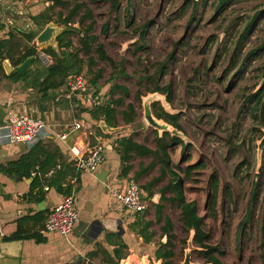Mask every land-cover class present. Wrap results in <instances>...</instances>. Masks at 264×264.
Returning a JSON list of instances; mask_svg holds the SVG:
<instances>
[{
    "label": "rangeland",
    "instance_id": "1",
    "mask_svg": "<svg viewBox=\"0 0 264 264\" xmlns=\"http://www.w3.org/2000/svg\"><path fill=\"white\" fill-rule=\"evenodd\" d=\"M83 2L94 15V34L108 55L123 66L117 72L107 63L94 68L103 69L99 82L105 89L101 93L103 103L112 96H122L110 94L111 87L117 84L129 90L125 105L135 104L137 109L135 123L128 127L121 123V132H134L140 142L155 150L156 139L163 136V131L148 125L144 101H155L156 111L163 108L171 115H179L182 130L177 133L170 128L166 142L170 144L176 136L181 139L182 144L169 149L172 163L183 170L193 167L190 175L180 172L187 201L198 204L205 231L211 235V244L223 253L220 259L224 264H262L264 147L260 154L259 143L264 138V119L256 101L248 102V98L264 89V0H230L222 9L221 0ZM115 3L117 8L113 7ZM60 12L63 10L58 8L52 14L54 25ZM130 17L133 23L127 28ZM144 26L145 39L141 42L135 31ZM73 41L79 47L78 34ZM33 46L37 48L36 39L29 45ZM142 46L143 51L139 50ZM161 65L165 69L160 78L149 81ZM42 66L39 61L34 69ZM83 74L88 81L92 79L86 69ZM167 85L172 86V103L160 93L156 94L162 100H153L155 88ZM138 93L141 102L136 100ZM141 159L144 165L153 161L152 157ZM133 165L140 166V161L136 159ZM159 169L155 166L142 183L136 179L135 183L145 186L159 176ZM169 180L168 175L155 190L168 185ZM213 200L215 211L211 209ZM165 205V215L172 219L176 235L174 264H185L188 254L191 264H205L193 243L194 233L182 230L181 211ZM147 209L149 213L152 207ZM160 228L155 227L159 235Z\"/></svg>",
    "mask_w": 264,
    "mask_h": 264
},
{
    "label": "crops",
    "instance_id": "2",
    "mask_svg": "<svg viewBox=\"0 0 264 264\" xmlns=\"http://www.w3.org/2000/svg\"><path fill=\"white\" fill-rule=\"evenodd\" d=\"M47 7L49 3L43 0H1L0 41L11 40L12 44H20L19 51L22 52L30 45L25 36L39 35L46 27L35 23L33 17L42 14ZM36 30L39 32L35 33ZM18 56L15 55V58ZM5 63H11L6 60L3 64L7 74ZM30 70H35L34 65ZM1 108L4 112L0 116V125L8 120L10 110L18 115L41 119L47 124L48 136L40 141L50 151L58 153L63 169L60 170L59 166L51 168L44 179L50 182L54 170L59 169L62 174L61 187L72 188L71 195L74 196L80 222L68 237L45 232L49 213L66 195L54 187H46L48 190L44 188L45 200L39 201L37 191L33 192L32 197L28 195L34 178L20 180L0 172V264H163V260L155 257L159 244L167 242L164 241L165 237L161 238V228V235L155 229L163 224H155L151 228L156 235L150 244H146L138 233V217L155 221V205L159 204L161 195L154 189V197L146 201L148 207L151 206L154 210H149V213L146 212L148 209L142 213H134L111 193L116 189L125 191L130 184L135 183L136 175L149 166L143 164V159L135 157L130 163V173L123 174L125 165L122 163L118 141L133 136L136 143L144 145L137 134L121 132V125L114 133L99 131L103 120H92L84 112L86 106L81 100L70 97L66 85L51 92L48 97H43L26 82L12 83L0 77ZM75 123H81L82 130L72 131ZM64 133L68 135L66 142L58 138V135ZM76 141L79 144L103 145L104 160L94 175L79 172L74 167V157L69 146ZM30 149L24 144H10L7 134L0 133V165L19 160ZM136 159L140 161L138 167L133 165ZM102 172H105L104 180L97 177ZM145 178L147 175L140 179V183ZM145 195L148 197V194ZM20 231L29 237L14 239ZM33 235L41 236L43 241H38ZM122 245L127 248L122 249ZM116 250L122 253L118 255Z\"/></svg>",
    "mask_w": 264,
    "mask_h": 264
},
{
    "label": "trees",
    "instance_id": "3",
    "mask_svg": "<svg viewBox=\"0 0 264 264\" xmlns=\"http://www.w3.org/2000/svg\"><path fill=\"white\" fill-rule=\"evenodd\" d=\"M51 3L46 10L33 17L35 23L41 27L47 26L49 23L55 22L53 19V12L60 8L67 11L66 15L62 12L58 13L59 20L56 21L65 29L57 36V48L48 47L43 52L50 56L53 63L49 66H42L36 70H30L25 76L20 75L17 72H13L9 75L5 73L4 62L9 60L11 65L15 68L23 64L29 57L37 55V48L35 46H27L22 52L19 51L20 44H12L11 40L0 41V77L6 79L12 83L26 82L30 88H33L43 97H48L53 91H58L66 85V81L69 77L83 74L86 69L89 74L92 75V79L89 81L90 88L95 92L93 99L84 97H77V100H81V103L86 106L84 112L88 113L92 120L100 122L103 120L109 127L118 128L121 123L123 125L134 124L137 119V109L135 104L125 105V99L130 96L128 88L121 85H113L110 89V94L121 93L122 96L114 98L113 96L107 103H103V90L100 85V80L103 78V69L94 71L95 67H98L101 63H107L114 72L121 70L122 65H118L107 53L105 45L99 42L98 36L95 35L96 21L92 11L86 6L83 0H74L73 4L68 0H46ZM230 0H221L219 9L224 8L226 2ZM72 9H69V7ZM114 8H117V4H113ZM133 23V18L130 17L127 20V28ZM78 27H75V25ZM108 24L104 27V33H107ZM147 27V26H146ZM145 26L142 30L135 31L139 35L141 42L145 39ZM75 34L79 35V47H75L73 37ZM38 35L30 34L25 36L26 41L31 44L37 38ZM145 46L139 47V50H145ZM18 49V51L16 50ZM17 53V54H16ZM15 55H19L15 58ZM41 59L39 57L33 62L36 65ZM123 69V68H122ZM165 69V65H161L154 77L150 80H158ZM124 73V72H123ZM102 93V94H101ZM152 93H160L167 95V102L172 103V86L167 85L165 88L156 87ZM98 98L97 101H93ZM136 100L141 102L140 93L136 96ZM251 100L256 101L258 111L261 113V118L264 119V89L260 91V94L254 95L248 98V102ZM156 103L152 105L153 113L158 120L171 125L178 131L182 130L180 125L179 115H171L165 109L156 111ZM122 108V111L119 109ZM99 131L101 129L99 128ZM170 136L168 132L163 133L162 137L156 139V149L152 150L144 145H140L134 141L133 136L122 138L118 141V148L121 154L122 163L125 165L123 174L127 175L132 170L131 161L137 158L152 157L153 161L150 165L141 173L136 175V180H140L143 176L149 174L155 166H159L160 173L158 177L153 178L148 184L140 187L141 195L144 200L150 201L155 192V187L161 183L167 176L171 177L168 185L157 191L161 197L159 204L155 205L156 216L155 221H146L143 217H138V233L144 239L146 244H150L155 238L156 233L151 231V228L156 224H163L161 227V238L166 237L167 242L160 243L155 257L157 260H163V264H173V259L176 256L175 244L176 235L174 234V224L170 216L165 215L166 203L172 206H176L180 211V222L182 224V230L185 233L190 234L194 232L193 242L194 245L200 249L198 254L205 264H224L220 259L223 253L218 246L211 244V235L205 231L204 219L199 214V207L195 201L188 202L184 192V181L181 178L180 172L191 174L193 167H188L183 170L179 165L172 163L169 149L177 144H182L183 141L178 137L171 138V143L166 142V138ZM43 142H38L34 145L30 151L23 155L19 160L8 162L7 164L0 165V172L15 179H31L36 174L34 182L31 185V191L29 197L33 196V192L37 191L39 201L45 200L44 188H56V190L62 194L71 195L72 188L61 187L62 174L59 173V169L54 170L51 177V181L44 179L51 168L57 166L60 170L63 169L61 163V157L58 153L50 151ZM187 150V148H185ZM217 184V181H215ZM217 190L218 186H214ZM145 194H148L146 197ZM216 201L213 200L211 209L215 211ZM40 216V215H39ZM42 217V216H41ZM249 218V216H248ZM29 236L23 235L20 231L14 239L22 240ZM38 241H43L41 236L33 235ZM122 249L127 248L125 245L121 246ZM116 253L120 255L122 252L116 250ZM120 259V258H119ZM261 259L264 264V229L262 231L261 240ZM251 264V263H249Z\"/></svg>",
    "mask_w": 264,
    "mask_h": 264
},
{
    "label": "built area",
    "instance_id": "4",
    "mask_svg": "<svg viewBox=\"0 0 264 264\" xmlns=\"http://www.w3.org/2000/svg\"><path fill=\"white\" fill-rule=\"evenodd\" d=\"M37 57H39L46 66L51 65L53 62L50 56L44 52L38 51V49ZM66 87L70 95H74L72 97H87L93 99L95 94V92L91 90L85 74L69 77L66 81ZM97 99L98 98H95L93 101L95 102ZM82 128L83 125L81 123H75L72 126V131H80ZM2 132L7 134L10 144H24L31 148L38 142H41L40 140L42 138L48 136L47 124L43 120L28 115H18L13 110L9 111L8 120L3 125H0V133ZM58 138L66 142L68 135L64 133L58 135ZM79 143V141H76L69 146L70 152L74 157V167L79 172L94 175L99 171L103 163L104 147L102 144L86 145ZM45 190H48V188ZM111 193L113 197L122 203L129 211L142 213L148 208V202L143 199L140 187L136 183L130 184L125 191L116 189L112 190ZM79 222L80 215L75 207L74 196L68 195L49 213L44 231L57 234L61 237H68L77 228Z\"/></svg>",
    "mask_w": 264,
    "mask_h": 264
},
{
    "label": "water",
    "instance_id": "5",
    "mask_svg": "<svg viewBox=\"0 0 264 264\" xmlns=\"http://www.w3.org/2000/svg\"><path fill=\"white\" fill-rule=\"evenodd\" d=\"M57 26H58L57 24L54 25V23H49L44 28V30L37 36L36 45H37L38 51L43 52L45 50L46 46H47L46 48H48V47L57 48L58 47L56 39H57V36L61 32V28H63V27L62 26L61 27H59V26L57 27ZM64 29H63V31H64ZM36 58H37V55L29 57L23 64H21L18 67H15V68L12 67L11 65H9L8 63H5L6 64L5 68L7 70V74H11L13 72H17L20 75L25 76L29 72V70H30L33 62L36 60ZM154 94H155L154 95L155 99H153V100H156V101H161L162 100L161 98H163V97L161 95L156 94V93H154ZM166 100H167V98H166ZM154 103H155V101H150V100H145L144 101V114H145L144 117H145V120L147 121L148 125L156 128V129H158L160 131H163V133L169 132V130H170V128H172V126L169 125L168 123L164 122L163 120H158L155 117V115L153 113V109H152V105ZM3 112H4V109L1 108L0 109V116L3 114ZM99 128L105 133H114L115 131L118 130L116 128L114 129V128L109 127L104 121H102L100 123ZM176 131L178 133L177 129H176ZM263 147H264V138L259 143V153L260 154H261V150L263 149ZM104 174H105V172L98 173L97 177L99 179H101V180H104L103 179V178H105ZM35 177H36V174L33 175V178H35ZM193 238H194V236H193ZM164 241H167L166 237L164 238ZM185 264H191L190 255L189 254L186 257Z\"/></svg>",
    "mask_w": 264,
    "mask_h": 264
}]
</instances>
